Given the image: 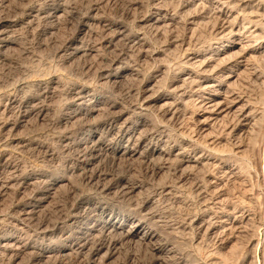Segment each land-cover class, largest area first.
I'll list each match as a JSON object with an SVG mask.
<instances>
[{
  "label": "rangeland",
  "instance_id": "374dc122",
  "mask_svg": "<svg viewBox=\"0 0 264 264\" xmlns=\"http://www.w3.org/2000/svg\"><path fill=\"white\" fill-rule=\"evenodd\" d=\"M188 1L0 0V264H264V0H195L185 11ZM220 6L224 16L238 17L233 28L253 51L254 61L231 88L251 110L249 134L231 131L239 124L232 116L202 134L193 124L197 107L191 99L173 116L170 105L141 106L146 82L161 67L170 71L155 93H168L185 56L181 42H189L193 53L226 43L216 36L226 25ZM162 7L172 23L156 32L145 20ZM9 40L12 47L4 45ZM75 44L87 54L74 55ZM141 49H149L144 58ZM116 64L124 69L117 81L108 75ZM78 87L97 112L67 122L64 117L77 109ZM137 124L145 143L186 142L208 161L182 173L178 163L147 154L113 159L90 143L85 149L74 145L88 130H96L105 145H124L128 127ZM64 174L70 184L42 203L48 182ZM131 186L139 188L137 196L127 195ZM104 187L110 191L104 194ZM167 187L174 188L170 196ZM95 203L115 210L89 209ZM138 220L153 238L127 235ZM84 222L95 224L93 235L77 233ZM119 222L123 235L109 233ZM64 244L68 254L59 253ZM41 249L53 253L41 258ZM111 252L108 261L103 254Z\"/></svg>",
  "mask_w": 264,
  "mask_h": 264
},
{
  "label": "bare ground",
  "instance_id": "6f19581e",
  "mask_svg": "<svg viewBox=\"0 0 264 264\" xmlns=\"http://www.w3.org/2000/svg\"><path fill=\"white\" fill-rule=\"evenodd\" d=\"M185 1V0H184ZM199 1V0H197ZM216 1V0H215ZM223 1L222 5L230 4L231 0H220ZM236 1V0H235ZM159 2V0H158ZM157 2V3H158ZM162 2V0H161ZM164 2V1H163ZM200 2V1H199ZM206 2V1H205ZM204 3V2H203ZM159 4H161L159 2ZM165 4V3H163ZM200 4V3H198ZM236 4V3H235ZM181 5V4H180ZM195 5V0L188 1L182 6L183 10H188L191 7ZM164 6V5H163ZM168 6V5H167ZM179 6V5H178ZM177 6V7H178ZM203 6V4H202ZM161 7V5H160ZM165 7V6H164ZM197 7V5H196ZM221 7V6H220ZM249 7V6H248ZM251 7V6H250ZM255 7V6H254ZM167 9V8H165ZM162 8H156L154 9L153 15L150 16L149 19L145 20V24H149L156 32L160 31L161 28L166 30L164 27L168 24L172 23V19L167 16L166 10ZM193 9V8H192ZM180 10V9H179ZM178 10V11H179ZM250 10V9H249ZM253 10V9H252ZM176 11V10H175ZM182 11V12H185ZM227 11V10H226ZM230 11V10H229ZM246 11V7H245ZM170 12V11H169ZM223 7L219 10V16L224 17L226 21V25H222L216 36H219L221 40L226 39V43L224 42L223 45H220L218 47L210 46L208 47L206 51L193 53L190 51V43L189 42H181V49L184 50V59L181 61V66L177 69L176 68V74L172 75L174 76L171 78V81L168 85V93L164 95H156L155 88H158V83L161 79H164V75L170 68L161 67L157 71L156 76H152L147 82L146 87L143 90L141 94V106L142 109L148 110V108L151 107H159L160 110L163 107H167V105H170L173 108V112L171 113L173 116L177 111H180V107L183 105H186L188 101L191 99L194 103L196 108V111L194 112V118L196 120L195 126L202 134H209L210 132H213L212 129L215 125H217L219 122L226 120L230 116L236 118L239 124L236 123L235 126L232 127L231 131H237L238 133L244 132L245 134H249V130L251 128V123L253 121L252 113L250 108L248 107V104L237 95L231 88L235 85H239L238 81L240 80V76L244 74V71L246 70V67L248 66L249 62H252V59L254 61V58L251 59V54H253V51L248 48V46H245L244 41H242L241 36H238L237 32H235L232 23H234L236 17L233 19L228 16L223 15ZM251 12V11H250ZM178 13V12H177ZM181 13V12H179ZM178 13V14H179ZM232 13V12H231ZM248 13V11H247ZM255 13V12H254ZM171 14V13H170ZM169 14V15H170ZM174 14V13H172ZM188 14V13H187ZM225 14V13H224ZM228 13L227 15H229ZM185 15V14H184ZM258 15V14H257ZM180 16V15H179ZM192 16V15H191ZM231 16V15H230ZM171 17V16H170ZM254 17V16H252ZM264 17V16H263ZM175 18V17H174ZM206 18V17H205ZM259 18V17H258ZM146 19V18H145ZM207 19V18H206ZM175 20V19H174ZM177 20V19H176ZM246 21V20H245ZM195 22V21H194ZM195 23H190V25L193 27ZM179 25V24H178ZM87 25H83L81 28V32L83 33L85 30H87ZM171 26V25H170ZM169 26V27H170ZM218 26V25H217ZM143 27V26H142ZM167 27V26H166ZM163 31V30H162ZM214 31V30H213ZM161 33V32H160ZM173 34V33H172ZM253 34V33H252ZM156 35V34H154ZM215 35V34H214ZM158 36V35H157ZM156 36V37H157ZM176 38V37H175ZM195 38V37H193ZM262 38V37H261ZM4 39V38H3ZM7 39V38H6ZM158 39V38H157ZM179 39V38H177ZM211 39V38H210ZM142 40V39H141ZM175 40V39H174ZM192 40V39H191ZM181 41V40H180ZM198 41V40H196ZM220 41V40H219ZM174 43V41H172ZM2 43V42H1ZM142 43V42H141ZM167 44V43H166ZM197 44V43H196ZM216 44V43H215ZM5 46H13L14 42L7 41L4 43ZM3 45V46H4ZM142 45V44H141ZM144 45V44H143ZM149 45V44H148ZM171 45V44H170ZM176 45V44H175ZM179 45V44H178ZM177 45V47H178ZM195 45V44H194ZM200 45V44H199ZM248 45V44H246ZM204 46V45H203ZM169 47V46H168ZM200 47V46H198ZM144 48V47H143ZM150 48V47H149ZM167 48V47H166ZM171 48V47H170ZM201 48V47H200ZM172 49V48H171ZM176 49V48H175ZM74 55H85V51L81 49V47H77V44L74 45V48L72 49ZM149 49H146V51ZM178 50V49H176ZM192 50V49H191ZM138 51V50H137ZM146 51L142 52V49L140 50L141 56L144 58L146 57ZM163 51V50H162ZM169 51V50H167ZM172 51V50H171ZM85 52V53H84ZM165 52V51H164ZM174 52V51H173ZM177 52V51H176ZM175 52V55H176ZM169 53V52H168ZM183 53V52H182ZM87 54V53H86ZM172 54V53H171ZM73 56V55H72ZM165 56V55H164ZM76 56H74L75 58ZM158 57V56H157ZM173 57V56H171ZM155 58V57H154ZM153 58V59H154ZM162 58V57H161ZM176 58V57H175ZM160 59V58H158ZM157 59V61H158ZM164 59V58H163ZM162 60V59H161ZM160 60V61H161ZM251 60V61H250ZM164 61V60H162ZM176 61V60H175ZM170 62V61H169ZM159 63V62H158ZM162 63V62H161ZM174 64V63H173ZM178 65V64H177ZM172 67V66H171ZM249 67V66H248ZM247 67V68H248ZM252 68V67H251ZM250 68V69H251ZM123 68L116 64V67H114L113 71L108 74L109 77L112 79H116L120 77V74L122 73ZM252 70V69H251ZM250 70V71H251ZM170 71V70H169ZM168 71V72H169ZM135 72V71H134ZM167 72V73H168ZM248 72V71H247ZM174 73V72H173ZM246 73V71H245ZM250 73V72H249ZM252 74V73H251ZM163 76V77H162ZM244 76V75H243ZM167 77V76H166ZM242 78V77H241ZM111 80V79H110ZM115 81V80H114ZM145 81V80H144ZM163 81V80H162ZM161 81V82H162ZM160 82V83H161ZM164 83V82H163ZM161 86V85H160ZM159 86V87H160ZM162 88V87H161ZM166 88V87H165ZM237 88V87H236ZM187 89L190 90L188 95ZM159 90V88H158ZM162 90V89H160ZM159 90V91H160ZM238 90V89H237ZM159 93V92H158ZM75 95V101L78 102L77 109L73 111L70 116L67 115L64 117V120L69 121H75V120H82L83 118L89 119L92 117L96 112L97 108L96 105L92 103V98L88 94L86 90L82 87H78L75 89V92L73 93ZM74 98V97H73ZM87 98V99H86ZM179 99V100H178ZM178 100V101H177ZM179 101H181L179 103ZM192 105V103L190 102ZM187 106V105H186ZM188 107V106H187ZM6 108V107H5ZM182 109V108H181ZM190 109V108H189ZM252 109V108H251ZM123 111V110H122ZM185 111V110H183ZM192 111V110H191ZM139 112V111H138ZM150 112V111H149ZM179 113V112H178ZM185 114V113H184ZM190 114V113H189ZM0 115H2L0 113ZM126 115V114H125ZM169 115V114H168ZM185 116V115H184ZM130 117V116H129ZM145 117V116H143ZM178 117V116H177ZM192 116H189V118ZM3 118V117H2ZM83 119V120H84ZM127 119V118H126ZM124 121L125 126H127L128 120ZM146 119V118H145ZM193 119V118H192ZM190 118L189 120L192 121ZM84 120V121H85ZM87 122V121H86ZM145 122V120H144ZM140 123V122H139ZM223 123V122H222ZM89 124V123H88ZM136 124V123H135ZM142 125V124H141ZM140 124H137L136 127H128V136L127 139L124 140V145H120L119 143L113 145L111 142L110 144H103V137L99 136L98 133L93 130H88V134H86L83 138H81L79 141L75 142L74 145L77 148H88V143H90L95 149L97 148L99 152H102L103 154L113 157V159H121L124 157H130L129 159H137L143 156L144 154L148 155L150 159H159V160H165L166 162H176L179 164V168L182 173H184L186 170L198 166H204L203 163H206L208 161V158L205 157L203 152L198 151V148H192L189 146L186 142L177 143L174 142L173 144H168V139H164V142L160 140V142L155 143V145H152V142H144L142 137L137 135L138 128L141 126ZM183 125V124H182ZM224 125V124H223ZM150 126V125H149ZM148 126V128H149ZM161 126V125H160ZM12 127V126H11ZM14 127V126H13ZM147 127V125H146ZM154 127V126H153ZM193 127V126H192ZM195 127V128H196ZM219 127V126H218ZM194 128V129H195ZM143 130V129H142ZM253 130V129H252ZM126 131V132H127ZM228 131V129H227ZM251 131V130H250ZM165 132V131H164ZM189 132V131H188ZM252 133V132H251ZM213 134V133H212ZM142 135V134H141ZM167 136V135H166ZM165 136V137H166ZM195 136V135H194ZM244 136V135H243ZM163 137V136H162ZM169 137V136H168ZM185 137V136H184ZM250 137V136H249ZM212 138V137H211ZM248 138V135H247ZM209 140V139H208ZM215 140V139H214ZM113 141V140H112ZM122 141V140H121ZM150 141V139H149ZM213 141V140H211ZM222 141V140H221ZM248 141V139H247ZM119 142V141H118ZM210 142V141H209ZM73 143V142H72ZM172 143V141H171ZM210 144V143H209ZM90 145V146H91ZM238 145V144H237ZM19 146V145H18ZM89 146V148H90ZM240 147H242L240 145ZM244 147V146H243ZM93 149V148H92ZM94 149V150H95ZM235 149V148H234ZM239 150L240 148L237 147ZM89 150V149H88ZM78 151V149H77ZM82 151V150H81ZM205 152V151H204ZM102 153H99L102 154ZM87 155V154H86ZM212 156V155H211ZM216 156V155H214ZM237 156V155H236ZM243 156V155H242ZM95 157V156H94ZM219 158V157H218ZM217 159V158H215ZM221 159V158H220ZM158 160V161H159ZM246 160V159H245ZM244 160V161H245ZM86 161V160H85ZM87 161H90V159H87ZM86 161V162H87ZM95 161V160H94ZM152 161V160H151ZM89 163V162H88ZM91 163V162H90ZM86 164V163H85ZM84 164V165H85ZM93 164V163H92ZM169 164V163H168ZM160 165V164H159ZM75 169V168H74ZM85 169V166H84ZM161 169V168H160ZM200 169V168H199ZM65 170V169H64ZM81 170H83V167H81ZM179 170V169H178ZM194 170V169H193ZM63 171V170H62ZM162 171V170H161ZM176 171V170H175ZM160 172V171H158ZM195 172V171H194ZM69 173V172H68ZM181 173V174H182ZM67 174V173H66ZM191 174V173H190ZM202 174V173H201ZM229 174V173H226ZM232 174V173H231ZM193 175V174H192ZM232 176V175H230ZM196 177V176H195ZM153 178V177H152ZM207 178V177H206ZM50 179V178H49ZM52 179V178H51ZM182 179V178H181ZM194 179V178H193ZM203 179V178H202ZM210 179V178H209ZM180 180V179H179ZM196 181V180H195ZM199 183V182H198ZM70 184V177H65V174L62 177H58L53 179L52 181L48 182L47 184V190L46 194L43 193L42 200H40L42 203H46L51 196L53 195V192L57 190L60 187H66ZM183 184V183H182ZM127 185L123 186L126 187ZM202 186V185H201ZM200 186V187H201ZM180 188V187H179ZM196 188V187H195ZM125 189V188H124ZM217 189V188H216ZM102 192L105 194V191H110V188H102ZM128 193L127 195H136L139 194V188L135 186L127 187ZM201 190V189H200ZM125 190H123L124 192ZM174 191V188L167 187L165 188L164 192L169 195ZM126 192V191H125ZM124 192V193H125ZM220 194V193H219ZM222 194V193H221ZM209 195V194H208ZM137 196V195H136ZM170 196V195H169ZM134 197V196H133ZM219 198L221 196H218ZM89 198V197H88ZM224 198V197H223ZM87 199V198H85ZM84 199V200H85ZM89 200V199H88ZM220 200V199H219ZM86 201V200H85ZM93 203V202H92ZM89 203L86 205L88 206ZM109 204V203H108ZM44 205V204H43ZM106 203H95L91 206L89 209H93L94 211L96 209H109L111 210V214L114 212L113 206L107 205ZM239 207V206H238ZM237 207V208H238ZM87 210V209H86ZM120 210V209H119ZM91 211V210H90ZM96 213V212H94ZM101 213V210H100ZM120 213V211H119ZM85 214V213H84ZM109 214V213H108ZM86 217L89 216L88 214H85ZM88 215V216H87ZM95 215V214H94ZM104 215V214H103ZM101 215V216H103ZM118 215V214H117ZM97 216V215H96ZM95 216V217H96ZM100 216V215H99ZM85 217V216H84ZM113 217V216H112ZM243 218V216H241ZM93 218V217H92ZM98 218V217H96ZM114 218V217H113ZM126 218H128L126 216ZM89 219V218H88ZM102 219V218H101ZM118 219V218H117ZM122 219V218H121ZM203 219V218H202ZM237 219V218H236ZM92 220V219H91ZM130 220V219H129ZM86 221V220H85ZM115 221V220H114ZM135 221V220H134ZM195 221V220H194ZM235 221V220H234ZM91 222V221H90ZM105 222V221H104ZM121 222V221H120ZM119 222V224H120ZM196 222V221H195ZM198 222V221H197ZM205 222V221H204ZM96 223V221H95ZM107 223V222H106ZM115 223V222H114ZM137 224H133L130 226V229L127 230L130 237H138L140 240H145L148 238H153L154 234L147 233L146 227L141 228V224H143L142 221L138 220L136 222ZM199 225L203 224V221L198 222ZM207 223V222H206ZM80 226L78 227L77 233L80 236L87 237L93 235L95 232V224L89 222L79 223ZM97 224V223H96ZM101 224V223H100ZM99 224V225H100ZM125 224V222H124ZM106 225V224H105ZM128 225V224H127ZM141 225V226H140ZM207 225V224H206ZM212 225V224H209ZM97 226V225H96ZM124 226V225H123ZM123 226L120 225H113L109 231V233L119 234L121 235L123 231ZM230 226V225H229ZM105 227V226H104ZM198 227V226H197ZM208 227V226H207ZM204 227L205 229H210ZM203 228V227H201ZM98 230V228H96ZM106 229V228H105ZM104 229V230H105ZM142 229H145L146 231L142 233ZM214 229V228H213ZM201 230V229H200ZM207 230H205L207 232ZM103 231V230H102ZM209 231V230H208ZM214 232L216 230H213ZM204 232V231H203ZM205 232V233H206ZM213 232V233H214ZM96 234V233H95ZM208 234H211L208 233ZM215 234V233H214ZM123 235V234H122ZM121 235V236H122ZM141 236V237H139ZM137 238V239H138ZM7 239V238H6ZM126 239V238H125ZM131 239V238H130ZM13 240V239H12ZM2 240H0L1 242ZM9 241V240H8ZM136 241V239H135ZM150 241V240H149ZM152 241V240H151ZM5 243V242H4ZM3 243V244H4ZM9 243V242H7ZM14 242H11V246H13ZM10 244V243H9ZM1 246V245H0ZM9 246V245H8ZM7 247V246H6ZM69 247L67 244L63 245L62 250H60L59 253H67L69 251ZM5 248V247H4ZM102 249H98L95 252V255L98 256L99 253H101ZM116 250V248H114ZM115 252V251H114ZM114 252L111 254L104 253V257H107V260H111L115 255ZM53 252L48 249H41L37 250V254L39 257L44 258L47 256H50ZM58 253V254H59ZM68 254V253H67ZM60 255V254H59ZM64 255V254H63ZM101 256V255H100ZM15 258V257H14Z\"/></svg>",
  "mask_w": 264,
  "mask_h": 264
}]
</instances>
